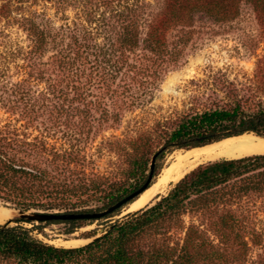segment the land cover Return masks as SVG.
I'll list each match as a JSON object with an SVG mask.
<instances>
[{
	"label": "trees",
	"instance_id": "16d2710c",
	"mask_svg": "<svg viewBox=\"0 0 264 264\" xmlns=\"http://www.w3.org/2000/svg\"><path fill=\"white\" fill-rule=\"evenodd\" d=\"M240 1L163 0V7L152 15L142 39L144 49L153 55L151 64L139 72L144 74L154 68L152 72L157 74L179 61L193 32L184 28L191 26L195 12L217 21L227 20L237 15ZM245 1L264 21V0ZM37 2L51 3L63 10L73 7L83 22L101 20L110 27L108 31L115 41L112 45L120 54L138 48L145 5H122L123 0H0V34H7V28L16 25L28 41L20 97L7 107L13 118L0 117V201L23 209L70 210L102 198V206H108L145 182L150 162L143 154L136 158L126 180L116 186L107 185L106 192L104 183L94 177L81 176L79 172L66 174L67 166L79 157L49 143L39 131L41 125L44 127L39 120L49 119V113L38 102L67 95L52 77L55 67L64 68L67 61L62 54L43 59L50 41L34 14L27 10ZM98 8L103 9L102 13L96 12ZM177 26L180 28L174 29ZM169 28L180 33L171 48L166 40ZM39 82L47 83V87L35 94L31 89ZM224 93V100L177 118L166 129L160 152L167 147H200L244 133L264 137V100L256 96L254 89L229 83L224 86ZM156 173L154 167L153 175ZM263 173L264 153L207 161L185 174L152 206L127 213L100 236L79 247L47 244L34 239L24 227L2 223L0 262L264 264V257L252 263L245 260L248 243L260 244L261 234L254 229L245 230L242 220L224 209L250 191L264 190V181L257 178ZM47 222L70 224L67 233H71L81 220Z\"/></svg>",
	"mask_w": 264,
	"mask_h": 264
},
{
	"label": "rangeland",
	"instance_id": "374dc122",
	"mask_svg": "<svg viewBox=\"0 0 264 264\" xmlns=\"http://www.w3.org/2000/svg\"><path fill=\"white\" fill-rule=\"evenodd\" d=\"M126 3H143L145 14L140 19L138 48L124 54L114 49L110 27L101 20L80 21L75 8L63 10L51 3L37 2L27 8L50 41L43 59L51 60L52 56L62 54L67 61L64 68L56 66L52 76L67 95L38 102L49 113V119L39 120L44 123L39 131L49 143L78 155L79 160L71 161L66 174L79 172L81 176L94 177L104 183L105 192L107 185L116 186L126 180L136 158L143 154L151 161L152 155L163 146L166 129L177 118L224 100L227 84L249 85L264 100V21L249 2L240 1L237 15L222 21L195 12L191 26L184 28L193 32L181 58L157 74L152 72L154 68L144 74L139 71L151 64L153 55L144 49L142 39L152 15L163 7V0H123L122 5ZM95 10L99 14L103 9ZM6 31L7 34H0V117L3 119L13 118L7 107L20 97L24 50L28 45L24 32L16 25ZM179 35L169 28L166 39L169 48ZM45 87L47 83L39 82L31 90L37 94ZM184 150L187 149L167 147L159 152L155 160L157 173L151 182ZM216 159L201 161L188 172ZM257 178L264 181V173ZM175 183L153 202L165 196ZM261 186L264 189V183ZM102 202V198H97L88 201L87 206L70 210L23 209L3 201L0 205L13 211L79 212L107 207ZM124 208L108 218L81 220L71 233H67L70 224L64 222L26 221L15 214L7 222L9 226L26 228L34 239L55 246H62L60 239H87L76 246L79 247L90 241L91 234L101 235L122 219L127 214L122 213ZM224 209L240 218L245 230L254 229L261 234L260 244L248 243L247 263L263 258L264 190L250 191Z\"/></svg>",
	"mask_w": 264,
	"mask_h": 264
},
{
	"label": "bare ground",
	"instance_id": "6f19581e",
	"mask_svg": "<svg viewBox=\"0 0 264 264\" xmlns=\"http://www.w3.org/2000/svg\"><path fill=\"white\" fill-rule=\"evenodd\" d=\"M182 154H177L155 180L135 199L128 203L122 213L140 210L153 201L170 186L179 181L197 163L216 158H238L250 154L264 153V137L252 133L231 136L211 144L193 147ZM14 217V211L0 205V223H5ZM87 239H60L59 244L65 247H76Z\"/></svg>",
	"mask_w": 264,
	"mask_h": 264
},
{
	"label": "water",
	"instance_id": "95a60500",
	"mask_svg": "<svg viewBox=\"0 0 264 264\" xmlns=\"http://www.w3.org/2000/svg\"><path fill=\"white\" fill-rule=\"evenodd\" d=\"M254 134V133H253ZM256 135V134H254ZM259 136V135H257ZM262 137V136H261ZM199 147V146H196ZM193 148V147H192ZM189 149V148H188ZM162 149L155 152L150 161L149 172L145 182L136 190L132 191L128 195L118 199L114 203L108 205L105 208L92 210V211H79V212H44V211H35V210H23L18 209L14 211V214L19 216L26 221H38V222H47V221H66V220H99L106 218L108 215L113 214L116 211H119L123 207H125L128 203H130L133 199H135L141 192H143L151 183L153 178V171L155 167V160ZM159 200V199H158ZM152 204L147 205L144 208L152 206ZM100 235L93 236L90 241L95 239ZM89 241V242H90Z\"/></svg>",
	"mask_w": 264,
	"mask_h": 264
}]
</instances>
